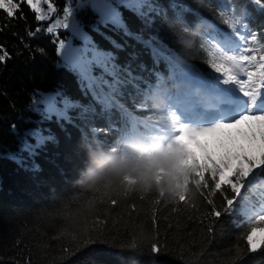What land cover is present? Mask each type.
<instances>
[{
  "label": "trees",
  "instance_id": "trees-1",
  "mask_svg": "<svg viewBox=\"0 0 264 264\" xmlns=\"http://www.w3.org/2000/svg\"><path fill=\"white\" fill-rule=\"evenodd\" d=\"M177 2L188 5L193 15L206 17L227 31L216 11L239 7L246 1L205 0L210 7L201 6L197 0ZM55 3L62 10L65 0H55ZM158 3L167 8V15L162 11L150 26L120 7L128 29L134 34L143 32L145 38L158 35L167 46L185 52L188 65L197 70L210 71L215 74L216 80H222L223 73H216L207 63L211 59L209 46L205 44L203 47L202 41L197 47L194 32L190 29L185 31L173 9L167 7L170 0H158ZM21 11L23 19L19 12L16 18L9 19L0 11V28L3 29L0 31V45L11 57L0 62V264H230L237 260L238 254L244 258L237 264H264V251L249 254L244 239L251 227H264V223H254L243 213L244 208H253L260 200L264 201V169L258 170L245 183L234 203V211L219 218L215 225V237L210 238L207 233L210 219L202 216L210 211V206L196 194L194 186L188 189V195L194 199L196 208L165 202L188 179V171L182 169L179 163L180 157L176 162L165 160L160 164L147 159L138 160L128 142L121 143L117 157L123 169L121 177L106 175L95 190L89 191L77 183L88 172H99L93 167V161L98 160L97 153L92 151L87 157L81 155L83 149L92 143L89 128L96 127L97 117L94 118V125L89 126L76 121L84 128L83 133L72 125L66 126L65 133L55 123L45 122L56 133L59 144L49 145L48 150L37 158L42 169L39 173L26 171L25 167L8 158L10 151L17 150L19 136L26 129L35 127V121L40 119L31 111V98L36 88L44 92L60 90L85 105L91 102V96L82 93L77 76L61 66V57L57 53L59 41L45 31L34 37L27 35V31H34L37 26L46 28L50 21H37L35 13L27 5H22ZM56 15H62V11ZM78 18L84 31L101 49L113 50L108 37L125 45V51L118 53V62H125L128 54L135 52L138 60L134 68L136 64H142L144 68L152 65L153 56L149 49L122 32L117 34L111 25L104 29L98 26L99 31H94L97 17L90 8L79 10ZM67 38L60 32L59 39L67 41ZM73 43L79 45L81 42L74 38ZM255 47L259 48V45ZM39 49L44 50L43 54ZM165 65L166 62H162L160 67ZM136 71L139 73L140 69ZM141 72L139 75L142 76ZM165 73L170 75V69H165ZM152 82L153 79H150ZM132 91L135 89L131 87L125 90L121 103L137 121L155 127L158 130L156 136H161L165 125L158 122L160 117L157 113L161 109L154 108L159 104L132 99ZM81 95L85 100H81ZM142 102L151 111H137L135 106ZM115 116L119 119L118 113ZM147 116H151L152 120H145ZM119 126L123 129L124 121L117 123V128ZM85 133L88 135L87 143L83 139ZM115 134L119 136L121 132L108 131L106 136L95 140L98 152L109 153L112 147H102V143ZM67 147L69 150H66ZM214 151L219 153L218 148ZM105 155L102 158L104 161ZM102 166L107 168L103 172L107 174L111 165L103 162ZM144 178L150 181L146 191L141 186ZM251 179L254 181L250 185ZM133 180V191L125 195V190L129 189L125 184ZM224 191L228 198L234 195L227 187ZM156 192L165 196L159 204L154 203ZM111 199H116L117 204L112 205ZM214 200L217 206L225 203L219 192ZM88 235L94 240L99 236V242L81 243ZM154 242L166 245L159 256L151 254L150 245Z\"/></svg>",
  "mask_w": 264,
  "mask_h": 264
},
{
  "label": "snow or ice",
  "instance_id": "snow-or-ice-1",
  "mask_svg": "<svg viewBox=\"0 0 264 264\" xmlns=\"http://www.w3.org/2000/svg\"><path fill=\"white\" fill-rule=\"evenodd\" d=\"M197 2L201 6L210 7V4H205V0ZM22 5H27L35 13L37 21H50L46 28L37 26L34 31H27V35L34 37L37 33L45 31L59 41L57 53L61 57V66L77 76L82 93L90 95L91 102L85 105L60 90L35 91L31 98V111L40 119L35 121V127L26 129L23 135L19 136L17 150L10 151L8 158L25 167L26 171L34 174L41 172L37 158L48 150L49 145L59 144L56 133L46 126L45 122L55 123L65 133L67 125L77 127L83 133L84 128L76 121L82 122L84 126L94 125V118L100 116L107 117L110 130L119 131L122 135L138 132L137 118L121 103L125 90L131 87L139 93L143 83L147 92H156L160 90L163 78L157 73L159 83L155 86L145 81L136 71L137 68L143 71L144 66L136 64L134 68V63L138 60L135 52L129 53L125 62H118V53L125 51V45L110 37L108 39L113 50L101 49L84 31L76 16L77 11L90 8L97 17L94 31H99L100 25H111L124 36L149 49L154 59L175 60L183 65L186 77L201 81L207 90L220 96L221 107L208 110L202 101L190 92H165L168 112L158 121L165 125L161 130L163 134L158 138L166 141L169 150L179 155L182 169L188 171V179L183 187L165 202L183 203L196 208L194 199L188 195V189L194 186L197 189L196 194L203 197L210 206V211L202 216L204 219H210L207 233L210 238H214L215 225L219 218L234 211V203L245 183L258 170L264 169V54H261L264 53V19L255 29L248 23L253 18V9L259 16L264 17V0H246L239 7L218 9L216 15L227 31L213 28L209 21L202 20V23L213 28L212 33H205L210 37V41L202 43L203 47L207 44L211 49L208 52L211 59L207 63L216 73H223L222 80L211 82H205L198 70L181 60L158 35L145 38L143 34H134L128 29L120 7L134 13L146 26H150L162 11L167 15V8L160 5L158 0H65L62 10L57 7L55 0H0V11L9 19L16 18L19 12L20 18L23 19ZM167 7L173 9L177 17H180L181 13L184 14L180 23L187 31V15L192 14V9L177 0H170ZM61 11L62 15H56ZM53 16L55 19H52ZM60 29L70 32L67 41L59 39ZM241 29L246 31L242 32ZM2 30L0 28V31ZM74 38H78L81 43L74 45ZM252 45H259V48ZM39 51L41 54L44 52L43 49ZM0 53V62L11 58L3 49V45H0ZM238 73H243L246 78H241ZM229 85L237 89L239 95H227L224 86ZM135 107L137 111H151L144 106V102ZM233 111L237 114L230 119L224 118ZM117 113L119 119L124 121L123 129L116 127L118 121L114 120V116ZM213 116L216 118L208 122ZM145 120L150 121L152 117L147 116ZM190 121L200 122L203 126H190ZM240 125L244 127L241 128ZM13 129L15 130V125ZM228 129H235V133L226 131ZM89 131L93 136H97L102 130L92 126ZM201 137L206 139L202 140ZM83 139L85 143L88 142L86 133ZM216 148L220 149L218 154L214 151ZM197 149L201 155L197 154ZM225 187L234 194L232 198H228ZM132 191L130 186L124 194L128 195ZM218 192L225 201L220 206H217L214 200ZM156 193L157 199L154 203L159 204L165 196L162 192ZM143 198L142 195L141 199ZM110 202L112 205L117 204L116 199H111ZM259 211L264 213V208ZM250 212V207L243 209L246 216ZM255 222L264 223V214L255 215ZM244 239L249 254L264 251V227H251ZM94 242H99V236L94 240L88 235L81 240L85 245ZM165 247L166 245L161 246L159 242L151 243V254L159 256ZM243 258L238 254L237 260L230 264H237V261Z\"/></svg>",
  "mask_w": 264,
  "mask_h": 264
},
{
  "label": "bare ground",
  "instance_id": "bare-ground-1",
  "mask_svg": "<svg viewBox=\"0 0 264 264\" xmlns=\"http://www.w3.org/2000/svg\"><path fill=\"white\" fill-rule=\"evenodd\" d=\"M31 30V29H30ZM39 88H36L34 91H37ZM133 99V98H132ZM209 103H213V101H210ZM97 122H96V127L98 129H101L102 131L99 133V135L97 136H93L92 134V143L88 145V147L85 149H83V151L81 152V155L83 157H87L89 156V154L94 151L95 153H97V159L93 161V167L98 170L99 172H104L106 169L102 166L103 162H106L107 164L112 165L113 163H117V157L119 155L120 149H121V141L118 138L117 134H115L114 137H109L106 138L104 140V142L102 143V147H112L109 151V153H107L106 155L102 152H98V144L95 142L96 139H101L104 136L107 135L108 131L109 132H113L116 133V131L110 130L109 129V125H108V120L107 117H103V118H99L100 116H97ZM114 119H116V116L114 117ZM147 139L152 140V138L147 137ZM153 141V140H152ZM153 143L157 144V142ZM105 155V161L102 159L103 156ZM110 167V166H109ZM108 167V168H109Z\"/></svg>",
  "mask_w": 264,
  "mask_h": 264
},
{
  "label": "clouds",
  "instance_id": "clouds-1",
  "mask_svg": "<svg viewBox=\"0 0 264 264\" xmlns=\"http://www.w3.org/2000/svg\"><path fill=\"white\" fill-rule=\"evenodd\" d=\"M122 174H123V169L121 168V166L117 163H113L109 167L107 174L103 172H97V173L88 172L87 174L84 175L83 179L78 180L77 183L81 185V187L85 191L95 190L97 186L100 184L101 180L106 178V175H110L111 177L114 178H119L122 176ZM134 182L135 180L129 181L128 183L125 184V187L130 188L131 184ZM149 183L150 181L147 178H144L141 186L144 187L145 191L148 190ZM161 191H163V189H161Z\"/></svg>",
  "mask_w": 264,
  "mask_h": 264
},
{
  "label": "rangeland",
  "instance_id": "rangeland-1",
  "mask_svg": "<svg viewBox=\"0 0 264 264\" xmlns=\"http://www.w3.org/2000/svg\"><path fill=\"white\" fill-rule=\"evenodd\" d=\"M73 7H75V6H73ZM83 10H89V8H84ZM76 16H77V19L81 22V20L78 18V11H77V13H76ZM81 25H82V23H81ZM100 27L102 28V29H104L105 27L104 26H102V25H100ZM62 31V32H61ZM114 31L117 33V34H119L120 33V31H117V30H115L114 29ZM60 32L61 33H63L64 35H66L67 37H69L70 36V32L68 31V30H65V29H60L59 30V37H60ZM139 34H144L143 32H141V33H139ZM68 39V38H67ZM108 39V38H107ZM169 48H170V46H168ZM146 49V48H145ZM172 51H173V48H170ZM165 62L166 63H168V60H165ZM242 76H243V78H244V74L243 73H240ZM81 100H85L84 99V96L83 95H81ZM232 114V112H230L228 115H231ZM98 118V117H97ZM100 118V117H99ZM216 117H214V119H215ZM194 122V121H193ZM190 123V126H194V125H192L191 124V122H189ZM195 124H196V126H203V124H201L200 122H194ZM241 127H244V125H241ZM226 131H231V132H233V133H235V129H228V130H226ZM201 139L203 140V139H206V137H201ZM242 142V141H241ZM66 150H69V147H67V149ZM198 153H200L199 152V150L197 149L196 150ZM57 155H58V153H56ZM62 181H63V179L62 178H60ZM88 249H90V247H88ZM85 251H89V250H84V252ZM83 252V253H84ZM117 261H119L120 262V259H116ZM121 263V262H120ZM124 264V263H123Z\"/></svg>",
  "mask_w": 264,
  "mask_h": 264
}]
</instances>
